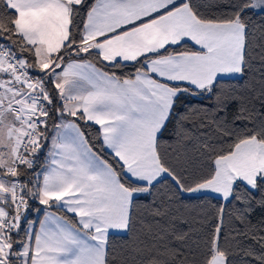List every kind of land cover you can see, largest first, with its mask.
<instances>
[{"label": "snow or ice", "instance_id": "obj_1", "mask_svg": "<svg viewBox=\"0 0 264 264\" xmlns=\"http://www.w3.org/2000/svg\"><path fill=\"white\" fill-rule=\"evenodd\" d=\"M261 13L0 0V264H264Z\"/></svg>", "mask_w": 264, "mask_h": 264}, {"label": "trees", "instance_id": "obj_2", "mask_svg": "<svg viewBox=\"0 0 264 264\" xmlns=\"http://www.w3.org/2000/svg\"><path fill=\"white\" fill-rule=\"evenodd\" d=\"M260 15L264 16V13H261ZM257 19H259V17H257ZM97 147H98V148L101 147V146L99 145V143H97ZM207 200H208L209 202H211L212 204H215V203H216L215 200H213V199L211 198V195H209V196L207 197ZM195 202H198V203H204L205 200L202 198V199H200L199 201H195ZM116 239H118V238H116Z\"/></svg>", "mask_w": 264, "mask_h": 264}]
</instances>
